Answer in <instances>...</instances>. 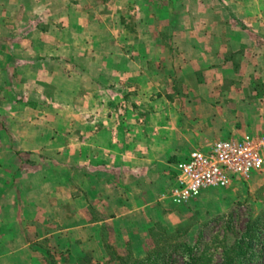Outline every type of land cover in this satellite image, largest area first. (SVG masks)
I'll list each match as a JSON object with an SVG mask.
<instances>
[{
	"label": "crops",
	"instance_id": "crops-1",
	"mask_svg": "<svg viewBox=\"0 0 264 264\" xmlns=\"http://www.w3.org/2000/svg\"><path fill=\"white\" fill-rule=\"evenodd\" d=\"M184 1L0 0V264L147 240L213 193L173 202L177 162L264 131V0Z\"/></svg>",
	"mask_w": 264,
	"mask_h": 264
},
{
	"label": "rangeland",
	"instance_id": "rangeland-1",
	"mask_svg": "<svg viewBox=\"0 0 264 264\" xmlns=\"http://www.w3.org/2000/svg\"><path fill=\"white\" fill-rule=\"evenodd\" d=\"M87 1L91 3V7L95 2H99L96 3L97 9L101 6L106 12L112 13L114 10L112 0ZM163 1L157 0L162 9ZM170 1L173 13H176L174 10L178 9L179 4L180 6L187 4L185 1L179 3L180 0ZM118 5L123 7L122 3ZM242 5L243 3L236 2L233 8L238 10ZM125 7L126 11H121L122 8L115 9L114 16L118 14L117 16L121 18L114 17V21H128V24H123L125 27L123 29L126 30L128 27L126 25H130V31L134 33L135 11H138V4L127 2ZM160 8L157 10L160 11ZM175 16L172 15V22L175 21ZM227 20L234 24H243L238 18L230 17ZM174 27L171 25V30ZM127 45L133 47L131 44ZM95 51L98 53L101 50L93 49L92 52ZM60 52L61 64L67 63L68 52L62 49ZM121 53L127 58L132 56L133 50L123 48ZM75 67L77 72V66ZM62 69L63 75L71 72V69L65 71V66ZM262 85L264 87V82ZM208 189H213V193L210 200L203 202L201 209L189 207L181 220H170L164 226H151L147 240L117 243L115 248L106 243L104 259L95 262L85 260L75 264H191L195 260H199L198 264H222L229 247L241 240L256 222L259 225L255 229L257 238L252 242L253 260L245 264H264V174L255 173L247 179L235 177L227 187ZM44 252L45 264L51 258L56 264H63L61 259L54 257L49 250Z\"/></svg>",
	"mask_w": 264,
	"mask_h": 264
},
{
	"label": "built area",
	"instance_id": "built-area-1",
	"mask_svg": "<svg viewBox=\"0 0 264 264\" xmlns=\"http://www.w3.org/2000/svg\"><path fill=\"white\" fill-rule=\"evenodd\" d=\"M176 170V186L171 195L177 204L205 189L227 187L235 177L247 179L255 173L264 174V131L195 149L176 163Z\"/></svg>",
	"mask_w": 264,
	"mask_h": 264
},
{
	"label": "trees",
	"instance_id": "trees-1",
	"mask_svg": "<svg viewBox=\"0 0 264 264\" xmlns=\"http://www.w3.org/2000/svg\"><path fill=\"white\" fill-rule=\"evenodd\" d=\"M258 222H256L252 229L249 230L241 240L237 241L233 246L229 247L226 252L222 264H245L253 260L252 242L256 237L255 229H257ZM247 239V241H246ZM108 248V247H107ZM199 260L192 261L191 264H198ZM47 264H56L51 258L47 261ZM158 264V263H153Z\"/></svg>",
	"mask_w": 264,
	"mask_h": 264
}]
</instances>
